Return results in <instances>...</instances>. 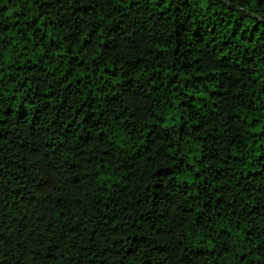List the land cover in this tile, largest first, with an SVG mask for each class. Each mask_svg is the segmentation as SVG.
<instances>
[{
  "label": "trees",
  "instance_id": "16d2710c",
  "mask_svg": "<svg viewBox=\"0 0 264 264\" xmlns=\"http://www.w3.org/2000/svg\"><path fill=\"white\" fill-rule=\"evenodd\" d=\"M0 264H264V0H0Z\"/></svg>",
  "mask_w": 264,
  "mask_h": 264
}]
</instances>
